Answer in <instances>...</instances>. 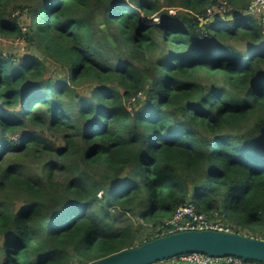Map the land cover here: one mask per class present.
Here are the masks:
<instances>
[{"label":"trees","instance_id":"16d2710c","mask_svg":"<svg viewBox=\"0 0 264 264\" xmlns=\"http://www.w3.org/2000/svg\"><path fill=\"white\" fill-rule=\"evenodd\" d=\"M223 1L250 3L0 0V36L25 45L0 44V264H92L185 203L264 241V34L252 16L201 25Z\"/></svg>","mask_w":264,"mask_h":264},{"label":"water","instance_id":"95a60500","mask_svg":"<svg viewBox=\"0 0 264 264\" xmlns=\"http://www.w3.org/2000/svg\"><path fill=\"white\" fill-rule=\"evenodd\" d=\"M234 18L229 16L227 20ZM225 20L224 17H216L210 21ZM187 253H202L216 258L233 256L264 264V241L218 231L173 233L146 242L139 247L123 250L92 264H157Z\"/></svg>","mask_w":264,"mask_h":264},{"label":"built area","instance_id":"2783aa9c","mask_svg":"<svg viewBox=\"0 0 264 264\" xmlns=\"http://www.w3.org/2000/svg\"><path fill=\"white\" fill-rule=\"evenodd\" d=\"M229 12H234L229 9L225 1L221 2L216 8H209L205 15L200 19L201 22L210 21L217 16H225ZM248 15L253 14L259 21L262 33L264 34V0H251L247 11ZM14 15H17L15 13ZM26 28H22L25 31ZM20 40V39H19ZM4 57L7 55L2 53ZM189 231H218L232 233L229 225L226 224L225 214L218 210H214L211 214H206L196 210L192 203L179 205L172 217L165 221L156 232V237H163L173 233L189 232ZM178 259L171 262L181 264H262L256 261H245L238 257H210L202 253H187L177 257ZM174 259V258H173Z\"/></svg>","mask_w":264,"mask_h":264},{"label":"rangeland","instance_id":"374dc122","mask_svg":"<svg viewBox=\"0 0 264 264\" xmlns=\"http://www.w3.org/2000/svg\"><path fill=\"white\" fill-rule=\"evenodd\" d=\"M27 3H28V0H11V3L9 5V7H8V10L10 11V10H12L13 8H15L17 6H25ZM14 11H15V13H17L19 15L20 23L23 24V25L28 26L29 22H30L29 21V17L26 16V15H22L19 10H13L12 14H13ZM176 11L177 10L175 8H171V10L169 12L171 14H174ZM91 17H92L91 24L94 27V29L97 28L98 25L101 26V28H106V26L104 25L105 23H104L103 10H92ZM252 17H255V15H252ZM152 21H155V20L152 19ZM22 28H23V26H22ZM116 32H117V28L115 26H112V27L110 26L109 29L106 28L107 39L113 45H115V42L113 41V37L110 36V35L113 34V33H116ZM232 43H238L237 44L238 46L233 44V46L235 48L243 49L244 43L242 41H239V42L234 41ZM0 44H2L3 52H4V54L7 55V58H8V56H11L10 54L20 55V54H23L25 52V50H24V47H25L24 42L19 40V39H16V38L14 39L11 36H6V37H1L0 36ZM42 160H45V159L36 160L34 158L28 157V158H26L23 161V166H24L25 169L29 170L31 173L36 175V174L40 173ZM99 196H100V194H99ZM130 222L133 223L134 225L140 224L142 226H145V225H143L144 222L142 220H138V219H136L135 217H132V216L130 217ZM226 222H227V220H226ZM231 223L229 224V227L232 230Z\"/></svg>","mask_w":264,"mask_h":264},{"label":"clouds","instance_id":"9594fccd","mask_svg":"<svg viewBox=\"0 0 264 264\" xmlns=\"http://www.w3.org/2000/svg\"><path fill=\"white\" fill-rule=\"evenodd\" d=\"M250 4V3H249ZM231 9H233L234 10V8H231ZM234 11H236V10H234ZM246 11H244V12H241V13H239V14H234L233 12H229V13H231L229 16H234L235 18H234V20L235 19H237V17H240V16H252L251 14L250 15H248L247 13H245ZM228 16V17H229ZM217 17H223V16H217ZM227 17V18H228ZM224 18H226L225 16H224ZM227 18H226V20H227ZM255 18V17H254ZM207 22H211V21H207ZM207 22H201V24L203 25V24H205V23H207ZM226 216V215H225ZM225 221H226V217H225ZM226 224H227V222H226ZM232 233H234V232H232ZM160 238V237H159Z\"/></svg>","mask_w":264,"mask_h":264},{"label":"crops","instance_id":"0c3cea01","mask_svg":"<svg viewBox=\"0 0 264 264\" xmlns=\"http://www.w3.org/2000/svg\"><path fill=\"white\" fill-rule=\"evenodd\" d=\"M251 2V1H250ZM251 15H253V14H251Z\"/></svg>","mask_w":264,"mask_h":264}]
</instances>
